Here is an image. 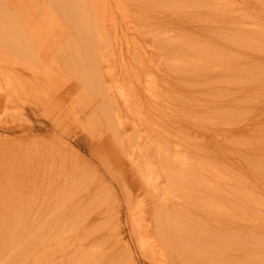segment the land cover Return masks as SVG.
I'll list each match as a JSON object with an SVG mask.
<instances>
[{
  "label": "rangeland",
  "instance_id": "obj_1",
  "mask_svg": "<svg viewBox=\"0 0 264 264\" xmlns=\"http://www.w3.org/2000/svg\"><path fill=\"white\" fill-rule=\"evenodd\" d=\"M45 1L40 0V3L45 4ZM49 1L50 8H53L65 25L60 27L57 25L55 33H42L46 38L45 43H41L45 40L42 41L39 37L37 40L32 39L30 45L26 44V39L32 37L29 30L24 32L26 29L21 25L23 21L24 24L27 23L26 20L21 19L24 18L23 12H20V18L18 16L16 18L15 14L5 9L8 14L0 17V58L1 61L3 60L0 61V100L1 97L9 98V101L4 102L0 107V148L2 149L0 154L3 152L6 155L8 151L12 153L11 156H16L18 159L16 161L7 156L13 161L11 163L14 164L17 175L14 171L11 173L12 167L8 166V173L5 174L8 179L3 180L5 171L1 168L0 184L4 185L6 180L9 181L7 185L10 186L12 183L10 179L17 181L24 179L26 180L23 181L24 184L31 190L30 197H22L20 201L21 204L26 205L29 200L31 208H24L23 212L19 213L15 227L2 228L8 233L7 235L14 234V237L12 240L5 237L12 245L9 246L11 251L6 253L1 264H59L60 260H63L64 264H78L77 258L85 256L84 251L79 252V243L85 242V235L83 237L81 228L77 225L73 226L70 221L65 223L64 230H55L56 227H63L53 220L55 215L58 217L62 211L69 209L75 210L79 219L87 214L93 216L95 212L103 211L102 215L107 214V216L103 217V222L101 220V227L110 225L109 221L117 215L119 222L117 234L121 241L113 245L108 236L107 241L99 236L100 243L105 241L106 245L103 242L102 244L107 250L109 248L112 251L114 249L115 252L128 250L134 258L131 264H170L172 258L166 245L169 240L166 239L172 237L154 229L150 185L163 186L169 181V185L175 183L179 187H174L172 191L161 192L163 196L175 200L195 199L197 193L206 184V172L210 163L224 172L229 171L231 179L249 180L246 183L248 187L250 184H256L257 198L262 197L264 200V160H261V157L264 158V116H262L264 64L247 62L250 61L249 56H253L252 54L264 56V41L257 40L255 36L233 37L234 30L247 25V22H231L232 29L222 27V23L215 25L212 22L214 16L223 12L241 13L243 19L245 13H264V0H119L127 26V29L119 32L120 37L127 41L121 51L126 56L132 49L134 50L132 45L135 44L137 48L156 59L161 69L156 85L160 87L150 86L148 81L146 86L143 85L149 71L144 74L135 73L140 75L141 83L128 79V73L124 69L128 70L130 75L134 76V73L130 72V65L121 64L118 55L111 54L108 41L113 38V33L110 30L103 31V46L101 42L98 44V38L91 35L90 29L101 13H106L108 16L107 28L111 15L116 21L113 27L118 28L122 20L119 21L121 15L117 10V3L114 1L108 3L109 7L105 8L102 4L101 13L96 8L93 11L89 10L90 6L85 5L84 15L78 14L74 20L69 21L70 16L63 9L64 7H57L55 0ZM18 2L27 4L32 9L35 7V0ZM80 5L81 2H77L78 12L83 9ZM18 8L21 7L18 5ZM186 14L196 19L195 24L191 22L192 25H188L190 30L185 24L183 31L171 24L167 27L162 26L163 21H181L180 19ZM158 21H161V25ZM204 25L210 28L211 35L201 33L205 29ZM197 27L199 29L196 30ZM76 31H80L81 34L74 35ZM126 32L127 35L123 34ZM160 33L162 36L158 35ZM72 34L74 38H71ZM247 37H250L251 41L245 42ZM222 38L231 41L234 39L241 43L230 45L229 49H221L215 57L218 69L238 65L236 71L228 70L231 76L218 74L222 83L238 86L236 88L224 90L223 84L219 81L204 82L206 76L202 68L194 69L189 74L190 70L174 71L166 64L171 59L166 55L168 51L187 50L184 42L217 45L216 40L225 41ZM96 40H98L97 46ZM74 42L77 43L73 46ZM179 44L181 49L177 47ZM102 47L106 48V51ZM74 52L77 55H72ZM36 53H43L39 58L42 56L45 65L33 73L36 84L27 85L22 89L23 92L20 89L19 91L13 86L14 83L6 78V74H15L22 80L26 77L30 79L32 71L29 65L34 61ZM19 55H24V59L23 57L19 59ZM33 55L34 57L31 58ZM100 56L101 61L98 59ZM69 57H72L73 61ZM74 60L75 63L78 62L72 64ZM95 63H98V68L94 66ZM64 64L69 67H64ZM134 66L135 64L131 68ZM136 70L139 71V68ZM87 72L91 77L86 81L83 77ZM122 74L128 78H124ZM24 76L26 77L21 78ZM45 79L52 87L46 84ZM187 79L195 83L194 87H186L181 82ZM199 83L201 84L198 85ZM250 84L256 85V88L250 92L254 93L253 106L238 108L229 117H226L229 110L220 112L221 117L210 115L208 120L201 117L203 121L201 127L192 125L194 109H209V103L212 104L216 100L226 99L228 103L234 104L236 94L233 95L231 91ZM45 85L47 89L43 88ZM173 85L178 87L172 88ZM29 87L33 89L31 92ZM12 88L14 91L11 90ZM26 89L34 95L28 97V93L26 91L24 93ZM37 90L40 91L39 94ZM146 92L151 94L148 95ZM136 94L142 102L136 101ZM125 99L133 105L131 109L125 107ZM238 125L244 126L246 131L240 134L237 131L226 132ZM215 139H221L219 149L214 145ZM218 153H224L222 158L224 161L220 162L217 159ZM39 159H42V162ZM46 186H52L50 199L47 198L48 191L46 194L42 191ZM53 189L61 193L66 192L64 202L61 199L54 201L56 195ZM231 189H234L233 181H231ZM18 191L20 193L21 190ZM43 196H46L44 198L48 203L58 206L56 209H51L52 206L47 205V202L41 203L44 206L41 209L48 214L45 216L38 214V218L44 223L43 231L38 235L34 227L37 220L36 207L41 204L36 206L34 201ZM56 210L57 213H52ZM249 214L248 217H252L251 222H261L260 227L264 229V203L261 209ZM136 218L139 220L143 218L145 224H150L146 236L143 235L141 241L139 240L141 243L147 236H153V241L147 246L148 250L139 247L137 232L132 229L133 220ZM52 220L53 224H50ZM94 224L97 226L98 222H92L91 227L94 228ZM142 228L145 229L143 226ZM191 229L202 237L199 230L193 227ZM95 232H97L95 234L99 233L98 230ZM0 236H2L1 229ZM33 236L39 240H34L33 247L30 245L31 247L26 248L28 244L26 239ZM5 238L0 241L2 246L8 245ZM207 238L210 239V236ZM263 240L258 237L230 235L223 240V247L229 254H233L235 248L241 249L242 253L244 251L242 264H264V253L257 252L258 244L260 249L264 250ZM2 241L4 243H1ZM68 244H73V249L77 252L66 260L65 248ZM181 244L187 243L183 240L175 247ZM190 248L192 249V246ZM213 251L209 256H216ZM187 253L186 258L181 252L178 253V258V254L172 252L177 261L174 260L176 263L173 264H190L189 262L195 264L196 261L202 264L203 259L205 262L203 264H212L209 258L201 259L199 255ZM116 257H114L115 261H117ZM232 263L229 260L226 264Z\"/></svg>",
  "mask_w": 264,
  "mask_h": 264
},
{
  "label": "bare ground",
  "instance_id": "obj_2",
  "mask_svg": "<svg viewBox=\"0 0 264 264\" xmlns=\"http://www.w3.org/2000/svg\"><path fill=\"white\" fill-rule=\"evenodd\" d=\"M18 1H21V0H0V17H2L4 14L5 15L8 14L5 9H7L9 13L11 12V13L15 14L14 16L16 18H17V16L20 18V16H21L20 12L24 13V18H21V19L26 20L27 23L24 24L25 21H23L24 23L21 22V25H24V27L26 29V31H24V32H28V30H29V33L32 37L29 40L25 38L27 40V41L25 40L27 42L26 44L30 45L32 39L37 40V39H39V37L42 39V41L45 40L44 42H41V43H45L46 38H44V36H42V33H55V31L57 29V25L59 27H60V25H65V24H63L64 21L62 22L60 20V18L58 17V15L55 14V11L53 10V8H50L51 4H50L49 0H46L45 4L40 3V0H35V7L33 9L31 6H29L27 4L24 5L22 3H19ZM89 1H90V3H87ZM113 1L115 3H117V6H118L117 10L120 11V15H121V17H119V21L122 20V22L120 23L118 28L113 27L116 25V21L114 20V17L111 15L109 25L107 28L106 24H108L107 23L108 16L106 13H101L103 11L102 4H104L103 5L104 8L106 6L109 7L108 3H112ZM55 2L57 4V7H59V8L64 7L63 9H65L67 11L68 15L70 16L69 21L74 20L78 14L84 15L85 5H89L90 6L89 10H92V11L96 8L98 10V12L101 14L97 16L94 26L90 29V31L92 32L91 35L93 37L98 38V40H99V42H98V40H96V44H95V42H94V44L97 46L101 42V46H103L102 45V44H104L103 43L104 42L103 31L110 30L113 33V38L108 41L109 46H110V50H111V54L118 55V57H119L118 59L120 60L121 64L130 65L129 70H130V72L134 73V76L130 75L128 70L124 69V71L126 73H128L127 76L129 77L128 78V77H126V75L122 74V75H124V78H128L130 80H136L137 83H141L140 75H136L135 73L137 72V74L138 73L144 74L145 72L149 71L147 74V80L143 82V85L146 86L147 81H148L150 86H155V87L158 86L156 84H157V81L159 80L158 77H159V73H160L161 69L159 67L160 63L157 62L156 59H153L151 55H147L144 50L137 48V46L135 44L132 45L134 50L132 49L130 54L125 56L124 53L121 51L122 46L124 45V43H127V41L124 38L120 37L119 32H122L125 29H127V26L124 22V18H123L124 15H123V11L121 9V4H120L121 2L119 0H97V1H95V0H55ZM77 2H81L80 6L83 8L79 12L77 11ZM222 3H225V2H222ZM18 5L21 8H18ZM191 15H192V13H191ZM191 15L186 14L182 19H180L181 21H179V20H176L174 22L163 21L162 26L167 27L169 24H171L174 27L180 28V31H183L184 30L183 26L186 25V27L189 29V26L192 25V23L193 24L196 23V19H193ZM236 21L247 22V25H243L241 28L234 30L235 35L233 37L255 36V38H257V40H263L264 41V13H258V14L245 13V16L243 19V16L241 13L233 14L232 12H229V13L223 12V13H220V14L214 16L212 19V22L215 23V25H219V23H222L223 24L222 27H224L226 29H232L231 22H236ZM0 24H1V22H0ZM66 24H68V23H66ZM158 24L161 25V21H158ZM111 27H113V28H111ZM197 29H199V27H197L196 30ZM209 31H210V28L205 26V29L201 33L211 35L212 33H210ZM177 32L181 36V33L179 31H177ZM76 34H81V32L76 31L74 35H76ZM123 34L127 35V32L123 33ZM44 35L47 36L48 34L47 35L44 34ZM158 35L162 36V33H160ZM218 36H224V35H218ZM50 37H47V38H50ZM72 37L74 38L73 34H72L71 38ZM222 39H225V41H227V42H225V41L218 42L216 40L217 45H212V43H199L198 44V43L184 42L183 44L187 48V50L173 49L172 51H168L166 53V55L171 59L168 60V62H166V64L168 65V67L172 68L174 71L185 70V72H188L187 70H190L189 74H191V72L194 69L198 70L199 68H202L204 70V74L206 76L204 82H207L208 80H216V81H219L222 83V80L220 79L221 76L218 74L224 73L225 76H227V75L231 76V73L228 70H231L234 72L238 69V65L236 64L232 68L224 67V68L218 69L217 68L218 65L215 64L216 63L215 57L218 56L219 51L221 49H229L228 46H230V45L241 44L240 42H238L237 40H234V39L232 40L233 42L228 38H222ZM93 41H94V38H93L92 42ZM248 41H251L250 37H247L245 39V42H248ZM97 42H98V44H97ZM76 43L77 42H74L73 46L76 45ZM52 47H54V46H52ZM177 47L181 49L180 44ZM77 48H79V47H77ZM102 48H104V47H102ZM64 50H66V49H64ZM104 50L106 51V48H104ZM14 52H16V51H14ZM64 52H66V51H64ZM64 52L62 54H64ZM75 52L72 53V55L76 54ZM69 53L71 54V51H69ZM36 54H35L36 57H35L34 61H32L30 63V65L28 64L30 66V68H29L30 71H32V73H31L32 75H31L30 79H28L26 76H24L21 78H25V77L26 78L22 80L19 77H17L15 74H12V73L6 74V78L8 80L12 81V84L14 83L13 86L17 87L16 89H18V90L20 89L22 92H23L22 89L24 87H26L27 85H35L36 84V79L33 77V73L35 71H37L40 67L45 65V63L42 60V56L39 58V55L43 54V53H39V54L36 53ZM20 55H22V54H20ZM20 55L18 56V58L19 57L22 58L24 56V55L23 56H20ZM56 55H57V53H56ZM78 55L80 56V54H78ZM252 55L253 56H249L250 61L247 60V62L249 64H264V56H258V55H254V54H252ZM33 57H34V55L31 58H33ZM111 57H113V56L111 55ZM69 58H71V60H72V57H69ZM100 58H101V56L98 59H100ZM23 59H24V57H23ZM31 60L32 59H30V61ZM101 60L102 59H100V61ZM0 61H1V58H0ZM75 61L76 60H74V62H72V64L73 63L76 64L78 62L77 61L75 63ZM61 62H63V61H61ZM131 62H132V64H131ZM21 63H22V61H21ZM66 63H68V62H66ZM72 64L70 65V63H69L70 66H73ZM133 64H135V66L133 68H131V66H133ZM99 65H100V63H99ZM125 65L123 67H125ZM25 66H26V64H25ZM67 66H65V64H64V67H67ZM94 66L96 68H98V63H95ZM150 67H151V69L149 70ZM19 68H21V67H19ZM137 68H139V71L136 70ZM21 69H20V71H22ZM131 69L134 71H131ZM85 72H86V70H85ZM19 76H23V75H19ZM89 77H91V75L89 72H87V74L83 77V79L87 81ZM42 80H44V79H42ZM45 80H46V84L50 86L51 84L48 83L47 79H45ZM164 81H165V79L163 80L162 84H164ZM181 82L184 83L186 87H194V85H195V83L190 79L189 80L188 79L182 80ZM201 83H199L198 85H200ZM222 84H223L224 90H228L231 88L238 87V86H234V85H230V84L228 86L227 83H222ZM43 86H44V84H43ZM99 86L101 87L102 84ZM40 87H41V85H40ZM50 87H52V86H50ZM158 87H160V86H158ZM176 87H178V86L177 85L172 86V88H176ZM43 88L47 89L46 85ZM43 88H42V90H43ZM103 88H102V90H103ZM255 88H256V85L250 84L248 86L240 87V88H237V89H234L233 91H231V93H233V95L236 94L235 95L236 96L235 97L236 102L234 104L228 103L226 101V99H224V100H216L212 104L209 103V109H206V110L194 109L192 111V116H193L192 125L197 126V127H201L203 124L201 117H204L206 120L209 119L210 115L216 116V117H221L220 112H222L224 110L230 111L227 113V116H226V117H229L232 115L233 111L235 112L238 108H246L247 106H253L254 104L252 102L254 100V97H253L254 93H250V92ZM13 89L14 88H12L11 90H13ZM31 90H33V89L30 88L29 91L31 92ZM51 90H53V89L51 88ZM25 91L28 93L27 94L28 97H29V95H34V94H30L27 89L24 90V93H26ZM47 91H50V90H47ZM37 92H38V90H37ZM39 92H38V94H39ZM146 94L150 95L151 93L146 92ZM225 94H226V92H225ZM27 95H26V97H27ZM6 101H9V98L7 96L1 97L0 107L3 106L4 102H6ZM136 101L142 102L139 100V96L137 94H136ZM124 104H125V107L127 109H131L133 106V105H130V103L128 102L127 99L124 100ZM262 116H264V113L262 114ZM189 120H191V118H189ZM2 125H4V124H2ZM251 126H249V127H251ZM231 131H237L240 134V133H243L244 131H246V128L242 125H238L237 127H234V128L231 127L226 132L231 133ZM38 139H40V138H38ZM220 140L221 139H215L214 140L215 141V144H214L215 147H217V148L219 147V144H221ZM37 141H36V143H37ZM5 144H7V142ZM39 144H41V142ZM12 147H14V146H12ZM1 150L2 149L0 148V152H1ZM15 153H16V151H15ZM11 154L8 151H6V155L3 154V152H2V154H0V170H1V168H4V171H5V173L3 171L4 176L6 173H8V166L12 167L11 173H13V171L15 170L14 164L12 165L13 161L9 160L8 158L16 159V161L18 159L16 156H11ZM7 156H9V157L7 158ZM23 156H24V154H23ZM162 157L164 159V155ZM222 158H224V153L223 154L218 153L217 159L220 162H222V161H224V160H222ZM37 160H36V162H37ZM41 160H40V162H42ZM261 160H264V158L261 157ZM6 161H8V162H6ZM173 162H175V160H173ZM15 168H16V166H15ZM15 173L16 172L14 171V174ZM18 174H22V173H18ZM230 174L231 173L229 171L224 172V171L220 170L216 165L210 163L209 168L206 172V184H204V188L197 193V197L195 199H191V200H188V199H176V200L175 199H169L168 197H165L162 195L161 192L172 191L174 189V187H179V186L175 185V183H173V185H169V181H168V183H166L165 185L158 186V187H156L154 185H150L151 189H150L149 193L151 192L150 198L153 200L152 208H153V217H154V221H155L153 223L155 225L154 229H155V231L168 234L169 236H171L173 238V239L172 238L166 239L168 236L166 238L163 237L164 239L169 240L166 245H168L167 249H169L170 257L172 258V261L169 258L170 262H171L170 264L177 262L175 260V258H176L175 254L174 255L172 254V252L174 253V251L177 254L181 252L183 254V257H185L186 256L185 254L188 252L187 254L191 253L194 256H198V255L201 256L202 257V258L200 257L201 259L209 258L208 260H210L212 262V264H226L229 260L233 262L232 264H242V259H243V255L245 254V252L243 251V253H242L241 249L235 248L234 253L229 254L227 249H225L223 247V240H226L230 235H232V236L241 235V236L248 237V238L258 237V238L264 239V229H262L260 227L262 223L261 222H251L252 217H248L250 215L249 214L250 212L256 211L257 209H261L262 205L264 203V200L262 197L257 198L258 186L256 184H254V185L250 184L248 187L246 185V183H247V181L249 182V180L244 181L242 179H231ZM16 175H17V173H16ZM2 178H3V180L8 179V176L2 177ZM10 180L12 181V183H14L12 186H11L12 183L10 184V186L7 185L9 181L7 182L6 180H5L6 183L4 182L6 185L0 184V229L2 231V236H0V241H1V239L5 238V237H9V238H11V240H12V237H14V234L9 233L10 235H7L8 233L4 232V229H2L3 226L5 229L8 227H11V228L15 227L17 219L19 217V213L23 212L24 208H31V204H30L29 200L26 203L24 202L26 205H23L20 203L22 197H24V198L30 197L31 190L28 188L29 186L27 187L26 184H24V182H23L26 180H24V179H20L19 181H17V179H10ZM231 181H233L234 189H231ZM1 182H3V181H1ZM27 184L29 185V183H27ZM46 185H48V184L46 183ZM227 185H228V187H227ZM52 186H49V187L46 186L45 189L42 190L45 192V194L48 191L49 195L47 198H49V199H50V195H51ZM57 186H59V185H57ZM19 189L21 190L20 193L18 191ZM52 191H53L54 195H56L54 201H58L59 199H61L62 202H64V199H66L64 197L66 192L61 193L55 189H53ZM44 197H46V196H43L42 198L36 199L34 201L35 205L38 206L37 204H41V203L43 204L44 202L48 203V200H46ZM86 198L87 197H85V199ZM41 201H43V202H41ZM31 202H32V200H31ZM42 204L39 207H36L37 220H36L34 228L36 229V234H38V235H40V233L43 231L42 227L44 224L43 220H41V218H38V214H41V215L43 214L44 216L48 214V212L41 209V208H44V206H42ZM47 205H51V203L49 202ZM47 205H45V206H47ZM53 205H51L52 206L51 209H56V206H58V204H54V203H53ZM51 209H49V211H51ZM54 212L57 213V210L52 211V213H54ZM102 213H103V211L95 212V215H93V216H91V214L90 215L87 214V215L83 216L81 219H79V217H76V215H77L76 211L69 209V211H64V212L62 211L60 214H58V217H57V215H55L54 219H53V217H52V219L56 222V224L62 225V227L65 226V223L70 221L73 224V226L77 225L78 227L81 228V230H82L81 233H82L83 237L85 235V237H84L85 242L79 243L80 244L79 252L82 253L84 251L85 256H83V257L80 256V258H77L78 264H125V263L131 264L130 262H133L134 258L128 250H125V247L123 248L125 250L124 252L121 250H117L115 252L114 249H113V251L110 248H109V250L106 249V246H104L105 241L104 242L102 241L104 244H102V242L100 243V241H101L100 238H104L107 241V236L111 240V242H113V245L114 244L116 245L121 241V238L117 234L118 233V224H119V222H117V219H118L117 215L113 216V219H111V221H109L110 225H107V226H109V228H107V226H102V227L100 226L101 220L104 219L103 217L107 216V214L102 215ZM3 215H5V216L3 217ZM143 218L141 220H139L140 219V217H139V219L138 218L135 219L137 221L133 220L134 226L132 229H133V231L137 232L139 247L142 248V250H145L146 248L148 250L147 246L149 245L150 242L153 241V238H152L153 236L152 235L147 236L144 239V242L140 243V241H141L140 238L143 235L146 236V233H147V231H149L148 229L150 226V224H148V223L145 224L143 222ZM53 220L50 222V224H53ZM207 220H209L210 222L208 223ZM94 221L98 222V225L96 224L97 226H95V224H94L95 227L93 228V227H91L92 225H90V224ZM102 222H103V220H102ZM142 223H144V224L142 225ZM142 226L145 229H143ZM105 227L110 231L106 230ZM191 227L199 230L202 233V237L200 234H197L196 231H193L191 229ZM57 229L64 230V227L63 228L56 227L55 230H57ZM96 229L99 232L98 234H95V233H97V232H95V231H97ZM46 231H48V230H46ZM147 235H149V233ZM99 236H100V238H99ZM207 236H210V239H208ZM213 237H215L216 239L213 240L212 239ZM5 239L7 240V238H5ZM26 240H27L26 242L28 243L26 248H29L31 246L33 247L34 246V244H33L34 240H39V238L33 236V238L29 237ZM183 240L187 244H181L179 247L178 246L175 247L177 244L181 243V241H183ZM1 243H4V242L2 241ZM7 243H8V245L6 244L3 246L0 244V247H1L0 248V262L2 260H4L7 252L11 251V247H9V246L12 245V243L10 241H8ZM263 243H264V240H263ZM190 244H193V245H190ZM37 245H38V243H37ZM4 246H8V248L7 247L4 248ZM60 246L58 245V247H60ZM190 246H192V249L190 248ZM212 247H213V250L215 252L212 250ZM73 248H74L73 244H68L66 246V248H65V251L67 254L66 260H68L69 256L73 257L76 254L77 251L74 250ZM179 248H181L182 250L180 251ZM75 249H77V248H75ZM212 251L214 252V254L217 257L216 256H209L212 253ZM257 252H259V253L263 252L264 253V250L260 249L259 244L257 245ZM106 253H108V254H106ZM115 256H117L116 257L117 261L114 260ZM178 258H179V254H178ZM187 259L189 260L190 258H187ZM174 260L176 262H174ZM180 260H181V257H180ZM193 260H194V258H193ZM202 261H203L202 264L205 263L204 259ZM205 261L207 262V260H205ZM189 263L191 264V262H189ZM196 263H199V262L196 261L195 264ZM59 264H64L63 260H60ZM199 264H201V263H199ZM207 264H209V263H207Z\"/></svg>",
  "mask_w": 264,
  "mask_h": 264
}]
</instances>
